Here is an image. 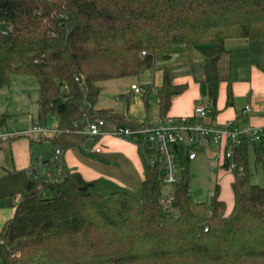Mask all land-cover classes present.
<instances>
[{
    "label": "trees",
    "instance_id": "1",
    "mask_svg": "<svg viewBox=\"0 0 264 264\" xmlns=\"http://www.w3.org/2000/svg\"><path fill=\"white\" fill-rule=\"evenodd\" d=\"M229 39L264 41V0H0V92L16 75L34 81L31 126L46 128L54 117L52 154L55 148L64 152L85 140L79 132L87 120L144 126L127 121L125 113L95 109L100 83L154 71L156 53L175 46H191L203 56L214 112L217 63ZM185 90L163 70L155 89L160 118ZM7 121L0 114V130L7 131ZM24 136L0 142L5 162L9 142ZM263 142L264 129L258 141L232 148V159L220 167L233 176L230 210L216 183L204 201L194 199L192 161L183 146L174 147L179 175L168 209L160 205L169 187L160 166L150 167L140 150L137 194L100 195L96 181L86 182L62 164L56 181L28 178L0 230V264H264V187L251 184L248 159L251 146L264 175Z\"/></svg>",
    "mask_w": 264,
    "mask_h": 264
},
{
    "label": "crops",
    "instance_id": "2",
    "mask_svg": "<svg viewBox=\"0 0 264 264\" xmlns=\"http://www.w3.org/2000/svg\"><path fill=\"white\" fill-rule=\"evenodd\" d=\"M225 51L217 63L219 86L214 112L209 107L204 83V58L191 46L180 45L173 47L167 53H156L155 70L142 73L152 74V84L143 86V89L150 88L151 91L153 89V92L146 93L144 96L155 95V89L162 82L163 70H166L172 83L186 85V90L171 99L170 107L164 117L192 118L194 107L200 105L208 110V115L201 120L207 127L221 128L230 124L238 130L264 129V41L249 42L245 39H229L225 41ZM166 54L169 55V58L165 60ZM26 81L32 83L27 78ZM133 85L137 86L135 83H131L130 90ZM228 86H230L232 94L230 105H227ZM145 104L147 107V103ZM245 106H249V112H245ZM4 113L8 115L7 122H9L12 116L7 112ZM161 119L158 114V119L154 122L136 124L156 126ZM29 120L31 126L33 120L31 114ZM23 131L25 130L11 131V133ZM51 137L50 134H43L36 140L29 139L26 135L15 138L8 145L10 154L8 162H5L0 151V230L3 224L14 215L17 206L16 196L21 194L28 179L25 170L39 157L48 158L52 155ZM42 142L48 147L47 152L33 153L31 148L37 147ZM87 146L90 148L100 147L101 153L88 154L79 147H72L63 152L61 164L69 172L78 173L86 182L96 181L98 184L94 191L100 195H107L117 190L128 191L132 194L139 192L143 181V166L138 149L134 145L118 138L106 136L88 141ZM207 152L206 157L213 155L212 150ZM206 157L204 155L197 156L192 161L194 178L196 173L199 176L203 175V179H200L202 181L200 188L207 189L209 187L208 169L214 170L217 179L215 183L220 187V197L225 202L227 209L230 210L232 206L230 189L232 173L215 166L210 168ZM248 159L252 176L251 159L254 163V155L251 146Z\"/></svg>",
    "mask_w": 264,
    "mask_h": 264
},
{
    "label": "built area",
    "instance_id": "3",
    "mask_svg": "<svg viewBox=\"0 0 264 264\" xmlns=\"http://www.w3.org/2000/svg\"><path fill=\"white\" fill-rule=\"evenodd\" d=\"M131 90L138 94L144 92L142 88L135 85L131 86ZM244 110L249 112V106H245ZM207 115L208 110L197 105L193 109L192 118L173 119L164 117L156 126L124 127L105 119L87 120L85 129L79 132L85 136V140L79 148L88 154L97 155L101 153V148L88 147V141L106 136L127 141L146 155L150 167L160 166L164 185L171 187L176 183L179 175L175 146L184 147L189 161H194L200 154L206 157L207 151L212 150L213 155L206 157L209 162L208 166L220 168L226 159H232V148L239 147L245 139L250 142L258 141L263 132V129L253 128L238 130L230 124L221 128L207 127L201 122ZM31 133L54 134L55 130L42 126H30L28 130L16 133L0 130V142L12 136ZM62 157L63 152L59 148H55L50 157H39L34 164L25 170V174L34 180L45 177L49 181H56L60 176L59 165ZM49 163H52V166ZM234 168L235 164L230 162L228 169L231 171ZM19 199L20 195H17V203ZM171 200L172 194L166 193L160 199V205L164 209H168Z\"/></svg>",
    "mask_w": 264,
    "mask_h": 264
},
{
    "label": "rangeland",
    "instance_id": "4",
    "mask_svg": "<svg viewBox=\"0 0 264 264\" xmlns=\"http://www.w3.org/2000/svg\"><path fill=\"white\" fill-rule=\"evenodd\" d=\"M135 83L138 87L152 84V74L145 73L139 77H124L115 80H107L100 83L102 90L97 99L95 108L111 109L117 114L125 113L126 120L130 123H145L154 122L158 119V106L156 97L153 94L144 96L142 93H134L130 90V84ZM29 95V96H28ZM37 86L34 81L28 83L23 76H14L12 82L7 88H3L0 92V114L7 112L12 116V119L7 122L8 131L28 130L30 127L29 115L31 114L33 120L36 121L37 109ZM147 103V107L146 104ZM36 125V124H34ZM57 120L48 118L46 122L47 129L56 130ZM43 127V126H42ZM65 130L64 133H67ZM50 134V133H46ZM29 139H38L43 134H25ZM51 136L53 134H50ZM31 148L33 153L40 152L43 154L47 152L48 147L43 145V142ZM202 157V155H198ZM252 176L251 184L264 187L263 168L261 164H254L251 159ZM209 187L207 193L210 194L213 185L216 182V175L214 170L208 169ZM203 176V175H202ZM202 176L195 174L194 180L191 182V194L195 200H205L207 195L206 189H201L200 184L203 179ZM206 176V175H205ZM204 177V176H203ZM171 191V187L164 188V194Z\"/></svg>",
    "mask_w": 264,
    "mask_h": 264
}]
</instances>
